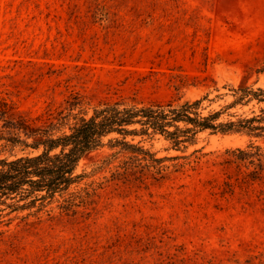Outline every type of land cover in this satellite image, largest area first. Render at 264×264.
I'll return each instance as SVG.
<instances>
[{"label": "rangeland", "instance_id": "rangeland-1", "mask_svg": "<svg viewBox=\"0 0 264 264\" xmlns=\"http://www.w3.org/2000/svg\"><path fill=\"white\" fill-rule=\"evenodd\" d=\"M244 81L264 86V0H0V97L35 124L77 101L89 115L105 100L213 97ZM245 143L203 132L184 153L205 155L161 180L116 174L128 153L105 163L117 147L104 144L77 165L91 202L74 214L52 202L27 230L1 225L0 264H264L263 184L221 191L236 174L225 149ZM143 144L183 153L158 135Z\"/></svg>", "mask_w": 264, "mask_h": 264}, {"label": "trees", "instance_id": "trees-1", "mask_svg": "<svg viewBox=\"0 0 264 264\" xmlns=\"http://www.w3.org/2000/svg\"><path fill=\"white\" fill-rule=\"evenodd\" d=\"M223 87L227 91L213 97L206 92L193 99L105 100L93 106L89 115L83 108L72 110L80 105L77 101L70 104V110L58 111V120L50 119L45 125L14 115L11 103L0 97V226L19 218L17 225L30 229L41 221L40 212L52 202H58L67 214L76 213L80 205L87 206L91 192L88 185L80 186L87 174L77 172V165L104 144L117 147L105 163L120 152L128 153L129 160L116 174L127 178L128 173H138L134 178H140L144 170H151V176L161 180L171 170L193 165L205 155L200 148L184 153L198 143L201 133L238 134L246 137V143L225 149L224 162L233 164L236 174L234 180L228 174L221 191L232 192L235 185L264 186V86L244 81L228 82ZM227 95L229 100L208 108ZM205 100L208 104L203 105ZM157 135L168 143L166 149L183 153L156 156L143 142ZM136 136L139 139L135 141ZM11 213L15 214L9 216ZM7 230L0 228V235Z\"/></svg>", "mask_w": 264, "mask_h": 264}]
</instances>
